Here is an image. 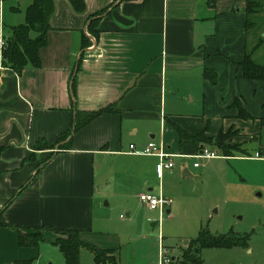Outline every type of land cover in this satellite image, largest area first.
<instances>
[{"label":"crops","instance_id":"crops-1","mask_svg":"<svg viewBox=\"0 0 264 264\" xmlns=\"http://www.w3.org/2000/svg\"><path fill=\"white\" fill-rule=\"evenodd\" d=\"M245 2L85 0V10L77 12L69 0H54L41 64L20 72L0 65V211L11 199L3 212L7 225H0V264L49 260L44 246L18 243L17 228L32 232L42 225L77 229L84 241L112 249L119 264H144L135 252H124L127 242H137L136 230L113 231L107 211L113 201L127 205L136 195L147 211L140 215L143 231L153 214L139 194L170 195L157 172L159 158L132 153L130 144L154 142L170 153L193 155L199 143L180 146L171 121L192 134L204 128L210 134L209 121L218 131L234 127L242 135L234 142L244 143L263 128L264 81L244 78L237 65L247 43ZM104 8L96 37L88 31L89 15ZM5 25L0 15V31L9 36ZM205 66L218 72L216 83L202 76ZM236 98L254 119L238 117ZM108 104L117 111L97 116L73 134L70 148L58 150L77 109ZM39 142L55 147L36 149ZM176 158L183 175H190V156L173 157L174 167L162 174L175 173ZM44 235L54 245L60 233L46 229Z\"/></svg>","mask_w":264,"mask_h":264},{"label":"rangeland","instance_id":"rangeland-1","mask_svg":"<svg viewBox=\"0 0 264 264\" xmlns=\"http://www.w3.org/2000/svg\"><path fill=\"white\" fill-rule=\"evenodd\" d=\"M0 1V15L6 23L5 27L10 28L25 21V9L32 0ZM251 18L254 24L246 34L247 45L258 46L253 57L264 63V3ZM30 34L35 36L36 32L31 31ZM262 126V129H258L259 132L251 134L252 141L246 143L234 142V139L241 140L242 135L239 129L233 127L237 132L230 141L237 144L238 148L229 156L224 157L214 145L206 144V147L214 149L220 156L186 158L190 175H183V161L176 158L175 173L165 172L161 176L165 194L173 199L169 206L171 212L165 210L161 221L154 227L151 223L159 221L158 211L147 209L153 217L145 221L144 230L140 231L139 227L143 225L140 215L147 211L145 206L139 204L136 195L130 196L127 205L113 201L107 211L111 218V229L131 233L136 230L137 242L125 244V255L130 256L135 252L137 262L158 264L159 233L163 236L162 245L170 249L173 258L181 254L187 242L197 236L201 227H206L213 234L233 232L247 235L248 239L246 246L202 249V264H264V125ZM209 128L210 134L205 133L207 136L218 133L219 126L214 121H209ZM195 161H199L201 166L194 168L192 163ZM129 209L132 213L127 216ZM121 214L124 219L120 217ZM40 246H44L49 259L44 264H65L58 247L46 244L45 241ZM81 252V264H97L91 251L82 249Z\"/></svg>","mask_w":264,"mask_h":264},{"label":"trees","instance_id":"trees-1","mask_svg":"<svg viewBox=\"0 0 264 264\" xmlns=\"http://www.w3.org/2000/svg\"><path fill=\"white\" fill-rule=\"evenodd\" d=\"M77 12L85 10V0H69ZM264 0H246L244 10L246 12L245 27L246 33L249 28L253 26L251 16L256 13L262 6ZM54 0H32L25 9V21L17 25H12L10 35L6 36V47L3 50L4 60L2 64L13 68L20 72L27 65L38 67L41 64L40 49L47 44V31L50 28V16L54 11ZM12 9H17L12 7ZM107 11V8L99 10L89 15L88 31L98 37L99 29L98 23L101 15ZM31 31L36 32L35 36H31ZM90 45V41L84 34L82 37V47ZM257 45L248 47L245 45L244 56L241 61L237 63L242 71L244 78L249 80L264 81V63L256 61L253 57L257 49ZM202 76L209 79L211 82L216 83L218 80V72L211 67L205 66L202 71ZM72 90L76 96V78L72 80ZM233 106L238 108V117L242 119H254L241 104L240 99L236 98ZM111 111H117L113 104H108L95 110H79L77 109L73 118L71 127L58 138V150H65L72 146L73 134L76 133L81 127L89 123L97 116ZM172 126L176 130L180 146L184 140H191L192 142L199 143L198 147L201 149L206 144L214 145L220 150L224 156L232 155V151L238 148L237 144H233L230 139L237 132L230 127L227 131L220 129L214 136H207L206 128L202 131L192 134L186 128L175 121H171ZM261 125H264V117L261 118ZM66 140V141H65ZM232 143V144H231ZM42 142L37 143L36 149L53 148ZM51 154L50 157H52ZM44 163V162H42ZM40 163L38 170L40 169ZM27 185V184H26ZM23 185L21 189L26 188ZM11 199L5 204L4 208L0 211V225H7L3 217V212ZM18 229V243L21 246H34L38 247L44 240V230H53L60 233V236L54 241V245L58 246L60 252L64 257L65 264H81L80 253L82 249H87L92 252L94 261L97 264H119L118 259L110 248H100L95 244L84 241L81 238L80 232L73 228H54L51 225H42L33 228L34 231L27 232ZM247 235H237L233 232L213 234L208 228L201 227L197 236L188 241L187 246L183 249L179 256L171 259L170 264H202L201 257L202 249L206 247H232V246H246ZM32 259L17 260V264H32Z\"/></svg>","mask_w":264,"mask_h":264},{"label":"built area","instance_id":"built-area-1","mask_svg":"<svg viewBox=\"0 0 264 264\" xmlns=\"http://www.w3.org/2000/svg\"><path fill=\"white\" fill-rule=\"evenodd\" d=\"M6 36L3 33V30L0 31V65L4 60L3 50L6 47ZM130 152L135 154H145V155H155L159 158V162L157 164V172L159 175H162V172L165 168H173L175 162L173 161V157L181 156V157H193L195 159L200 158H214L219 157L216 151L209 149L208 147H202L197 153L193 155L182 154V153H170L166 151L162 145H157L154 142H149L147 146L144 148H138L134 144H130ZM194 167L201 166L199 161L193 162ZM139 199L142 203L146 204V206L150 210H157L159 213V221H161L163 214L168 206L173 203V199L171 197L165 196L163 193H153L151 191L142 192L139 194ZM123 216V215H122ZM171 255L170 250L164 245L161 244L160 252H159V264H170L171 263Z\"/></svg>","mask_w":264,"mask_h":264},{"label":"water","instance_id":"water-1","mask_svg":"<svg viewBox=\"0 0 264 264\" xmlns=\"http://www.w3.org/2000/svg\"><path fill=\"white\" fill-rule=\"evenodd\" d=\"M121 0H118V2H120ZM169 211V210H168ZM157 222L158 221H154L153 223H152V226H155L156 224H157Z\"/></svg>","mask_w":264,"mask_h":264}]
</instances>
